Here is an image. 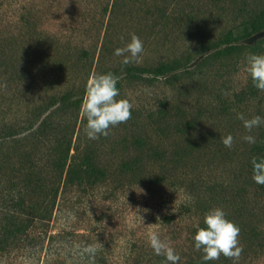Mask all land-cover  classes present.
<instances>
[{"label": "rangeland", "instance_id": "rangeland-1", "mask_svg": "<svg viewBox=\"0 0 264 264\" xmlns=\"http://www.w3.org/2000/svg\"><path fill=\"white\" fill-rule=\"evenodd\" d=\"M262 14L264 0H0V264H163L151 231L179 264H204L193 235L215 207L240 227L235 264H264V190L242 139L263 140L264 124L249 133L236 116L264 117L245 70L264 36L242 41ZM229 32L243 46L224 53ZM132 33L144 52L124 65L114 49ZM107 72L132 115L90 140L81 103ZM86 153L104 174L71 181V158Z\"/></svg>", "mask_w": 264, "mask_h": 264}, {"label": "clouds", "instance_id": "clouds-1", "mask_svg": "<svg viewBox=\"0 0 264 264\" xmlns=\"http://www.w3.org/2000/svg\"><path fill=\"white\" fill-rule=\"evenodd\" d=\"M144 52V42L135 33L123 46L114 49V55L122 56V64L127 65L133 61L139 63ZM127 53L128 55H125ZM245 70L251 78L253 87L264 92V53H250L246 57ZM119 77L112 72L100 73L91 76L85 87V98L81 103V112L87 121L86 135L90 140L100 136L107 137L111 127L124 123L131 118L132 103L127 98L116 99L120 90L116 87ZM236 116L243 122L249 133L254 128L264 124V117L260 115L246 119L243 113ZM249 144H255V136L249 134L242 137ZM225 147L231 148L233 136L228 134L222 137ZM252 179L257 184H264V156H254L251 161ZM141 217V216H140ZM142 220V218H141ZM204 226H196L193 235L194 248L202 253L204 264L219 259L221 255L233 259V264L239 259L242 247L239 244L240 227L228 219L221 207L209 209L203 217ZM149 245L157 256H163V264H179L180 254L166 239H161L157 231L149 233ZM96 247L85 245L83 251L88 254L89 260L94 259Z\"/></svg>", "mask_w": 264, "mask_h": 264}, {"label": "trees", "instance_id": "trees-1", "mask_svg": "<svg viewBox=\"0 0 264 264\" xmlns=\"http://www.w3.org/2000/svg\"><path fill=\"white\" fill-rule=\"evenodd\" d=\"M263 28H264V14L258 17V20L254 21L253 23L248 24V27L245 28L244 34H242V36L243 38H245L249 36L250 34H252L253 32H256ZM232 37H233L232 33L230 32L227 33L223 37L224 46L218 50H221L224 53H228L230 51H234L237 48H241L243 46L242 42H240L239 40H236L237 37H234L233 40H232ZM246 46H249V45H246ZM167 69H168L167 64H160L154 71L156 74H164L166 73ZM253 151H254V156L256 157L264 156V139L253 144ZM74 156L75 157L71 158V163L68 168V175H69L68 177L70 178L71 181L74 179H77L79 183H81L83 180L95 182L98 178V175L102 176L104 174L103 170L94 166L91 160V156L88 153H86L85 155L79 158H77L76 155ZM64 158L65 159H63V162H62L63 165L66 162V155ZM250 167L252 170L251 163H250ZM262 189L264 190V184H262ZM21 203H22L21 200L15 202V204H18V205H20ZM8 224L6 225L5 231H7L8 229L7 227L15 223L10 221ZM17 226L19 225H15L12 230L18 229ZM12 230L9 229V231L7 232L12 233L13 232ZM195 232H196V229L194 230V233Z\"/></svg>", "mask_w": 264, "mask_h": 264}, {"label": "water", "instance_id": "water-1", "mask_svg": "<svg viewBox=\"0 0 264 264\" xmlns=\"http://www.w3.org/2000/svg\"><path fill=\"white\" fill-rule=\"evenodd\" d=\"M263 36H264V28L256 32H253L249 36L245 37L242 41L246 44H251L255 42L256 40L262 38Z\"/></svg>", "mask_w": 264, "mask_h": 264}]
</instances>
